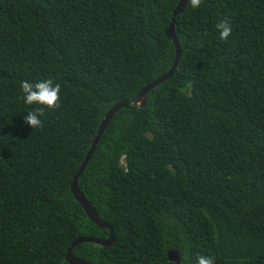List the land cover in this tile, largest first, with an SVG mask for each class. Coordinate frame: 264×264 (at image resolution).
I'll return each mask as SVG.
<instances>
[{
    "label": "trees",
    "instance_id": "obj_1",
    "mask_svg": "<svg viewBox=\"0 0 264 264\" xmlns=\"http://www.w3.org/2000/svg\"><path fill=\"white\" fill-rule=\"evenodd\" d=\"M0 0V264H264V0ZM232 32L219 38L216 25ZM61 85L43 126L21 81Z\"/></svg>",
    "mask_w": 264,
    "mask_h": 264
},
{
    "label": "water",
    "instance_id": "obj_2",
    "mask_svg": "<svg viewBox=\"0 0 264 264\" xmlns=\"http://www.w3.org/2000/svg\"><path fill=\"white\" fill-rule=\"evenodd\" d=\"M186 2H187V0H179L178 5L176 7V10L172 14V20L170 23V29L169 30H170V35H171L174 47H175V54H176L173 66L171 67V69L169 70L168 73L157 78L156 80H154L150 84L146 85L143 88V90L137 95V97L131 102L132 105H135L138 107L145 106L146 93L149 92L152 88H154V87L162 84L163 82L169 80L171 78V76L173 75L174 70H175V68H176V66L180 60V56H181V49H180V45H179V42H178V39H177V36L175 33V27H174L175 17L184 11L185 6H186ZM129 106L130 105H127L125 103H118L113 108L110 109L108 114L105 116V119L102 121L101 125L99 126L98 131L96 133V136H95V138L91 144L90 150L86 154L84 162L80 166L77 174L73 177V180H72L71 185H70L71 194L73 195L75 200L82 206L87 217L91 221H93L97 227L108 228L109 229V236L106 240L95 239V238H78L77 240H75L73 242L72 246L68 250V253H67L66 258H65L67 264H89V263L82 261V260H80V259H78L72 255V249L80 243L94 242V243H97V244H100L103 246H111L114 243L113 229L98 218L94 209L90 206V204L87 202V200L81 194V192L79 190V186H78V179H79V176L81 175L83 169L87 165V162L90 159V157H91V155H92V153H93V151H94V149H95V147H96V145H97V143L101 137V134L105 130L109 120L112 118V116L114 115V113L118 109H120L122 107H129ZM167 257L169 260V264H180V257H179L177 252L170 251V252H168Z\"/></svg>",
    "mask_w": 264,
    "mask_h": 264
},
{
    "label": "clouds",
    "instance_id": "obj_3",
    "mask_svg": "<svg viewBox=\"0 0 264 264\" xmlns=\"http://www.w3.org/2000/svg\"><path fill=\"white\" fill-rule=\"evenodd\" d=\"M193 9L198 8L201 0H190ZM219 32V38L226 40L231 32L232 27L227 21H223L216 25ZM20 89L23 93L22 100L25 105L39 106L40 110L28 111L23 115V120L32 130L39 129L43 126L41 116L43 109H54L58 107L61 97V85L54 83L52 79L40 80L35 83L28 81L20 82ZM197 264H216L215 258L210 255H199Z\"/></svg>",
    "mask_w": 264,
    "mask_h": 264
}]
</instances>
